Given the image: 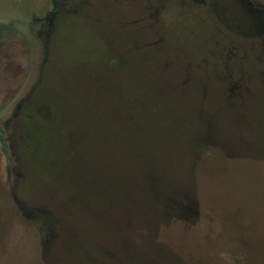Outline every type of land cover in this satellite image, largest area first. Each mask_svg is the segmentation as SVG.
<instances>
[{
	"label": "rangeland",
	"instance_id": "1",
	"mask_svg": "<svg viewBox=\"0 0 264 264\" xmlns=\"http://www.w3.org/2000/svg\"><path fill=\"white\" fill-rule=\"evenodd\" d=\"M89 250L264 264V0H0V264Z\"/></svg>",
	"mask_w": 264,
	"mask_h": 264
},
{
	"label": "trees",
	"instance_id": "2",
	"mask_svg": "<svg viewBox=\"0 0 264 264\" xmlns=\"http://www.w3.org/2000/svg\"><path fill=\"white\" fill-rule=\"evenodd\" d=\"M66 238V237H65ZM66 241H69L70 243H73V239H71V240H66ZM90 251V256H92V257H87L86 255H84V253L82 252L81 253V251H79L80 253H81V255L82 256H85V258H86V260L90 263V264H96V262H101V261H104L103 260V256H100V255H96L95 253H93V252H91V250H89ZM55 255H56V252H55ZM56 257V256H55ZM53 258V262L56 264H60L59 263V261L56 259V258ZM99 260V261H98ZM85 261V260H84ZM83 262V261H82ZM131 263H136V262H134V261H131ZM136 264H139V263H136Z\"/></svg>",
	"mask_w": 264,
	"mask_h": 264
}]
</instances>
